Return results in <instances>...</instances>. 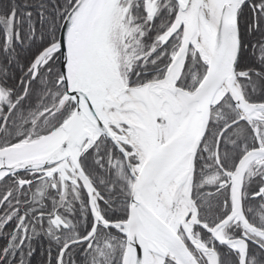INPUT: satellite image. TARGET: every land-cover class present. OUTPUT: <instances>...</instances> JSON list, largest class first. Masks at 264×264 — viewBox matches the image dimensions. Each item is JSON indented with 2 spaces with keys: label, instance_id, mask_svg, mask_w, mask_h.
Returning <instances> with one entry per match:
<instances>
[{
  "label": "snow or ice",
  "instance_id": "6c2138e0",
  "mask_svg": "<svg viewBox=\"0 0 264 264\" xmlns=\"http://www.w3.org/2000/svg\"><path fill=\"white\" fill-rule=\"evenodd\" d=\"M0 264H264V0H0Z\"/></svg>",
  "mask_w": 264,
  "mask_h": 264
}]
</instances>
